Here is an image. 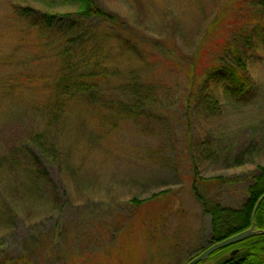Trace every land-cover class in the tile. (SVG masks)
<instances>
[{
	"label": "rangeland",
	"instance_id": "374dc122",
	"mask_svg": "<svg viewBox=\"0 0 264 264\" xmlns=\"http://www.w3.org/2000/svg\"><path fill=\"white\" fill-rule=\"evenodd\" d=\"M96 1L123 22H88L113 52L109 96L133 93L125 83L154 86L150 113L117 128L104 103H56V51L35 33L22 41L17 7L63 15L78 5L0 0V264L22 255L31 264H184L213 241L209 209H240L264 166V0ZM237 28L253 87L233 94L210 79L201 87L217 96L211 109L197 84L206 68L235 61L223 44ZM41 132L59 150L45 157L44 180L10 165Z\"/></svg>",
	"mask_w": 264,
	"mask_h": 264
},
{
	"label": "trees",
	"instance_id": "16d2710c",
	"mask_svg": "<svg viewBox=\"0 0 264 264\" xmlns=\"http://www.w3.org/2000/svg\"><path fill=\"white\" fill-rule=\"evenodd\" d=\"M71 1L78 5V10L71 14L57 15L40 12L30 7H17L16 9L21 21L26 22L23 23L24 29L21 30L22 41L26 39L31 42V38L35 33L42 46H53L56 51L55 57L61 62L60 66L56 68L57 76L54 89L58 91L56 93L58 97L54 101L56 103L62 101L67 103L68 106L81 103L90 110H98L104 103L107 108V120L115 128L122 120H137L140 119L143 113H150L149 105L153 101L152 96L154 94V86H151L150 82L146 84L145 82L125 83L127 91L133 93L127 95L115 94V96H119L118 98L109 96V93L118 90L117 86L112 87L114 83L112 80L115 76V69H112L111 65L113 52L110 48L103 47L95 42L97 27L88 22L99 20L105 26L122 28L123 22L120 16L102 7L96 0ZM241 34L237 28L234 34L230 35L223 44V49L232 54L235 61L206 68L204 74H201V80L197 84L198 88L203 84L207 85L206 82H209L210 79H217L219 86L223 87L228 93L245 95L251 90L253 79L248 73L246 64L241 59ZM244 40L246 43L250 42V37L245 35ZM125 44L130 45L123 39L121 48L125 47ZM172 44L170 41L164 40L160 46L161 51L171 55L174 51ZM195 86L193 84V87ZM138 89L140 92H138ZM200 91L201 93L206 91L205 95L202 96L203 103L214 109L217 105V96L209 91L206 86L201 87ZM110 129L113 130L114 128L110 127ZM105 131L110 130L106 128ZM93 132H97L95 126H93ZM36 136V148L26 146L27 149H24V153H20L22 156H14L10 161V165L19 164L26 172H33L38 179L44 180V178L48 179V164L45 157L50 160L55 159L58 157L59 150L51 138L45 139L43 132ZM257 187L264 188V166H259L257 174L248 185L250 198L245 203V211L249 217L256 202L255 197L257 194L254 188ZM209 212L213 214L215 224L213 242L220 241L226 237L221 231L223 207L221 206L219 209L214 205L209 209ZM254 238L250 237L245 241L252 242ZM225 250L226 248L216 251L212 257L220 256ZM21 258V264H31L29 256L22 255ZM18 259L20 260V257ZM253 259V254L250 252L244 258L240 255L221 258L217 264H253ZM14 262L18 263V261Z\"/></svg>",
	"mask_w": 264,
	"mask_h": 264
},
{
	"label": "flooded vegetation",
	"instance_id": "af4514ba",
	"mask_svg": "<svg viewBox=\"0 0 264 264\" xmlns=\"http://www.w3.org/2000/svg\"><path fill=\"white\" fill-rule=\"evenodd\" d=\"M254 191L257 196L250 217L245 211V203L250 198L247 191L246 200L241 204L240 209L231 208V206L223 207V224L221 225V231L226 236L225 238L251 228L256 232L251 236L255 237L254 240L252 242L245 241L247 238L225 247L226 250L220 256H217L218 259L235 255L244 258L247 253L252 252L253 264H264V188L257 187L254 188Z\"/></svg>",
	"mask_w": 264,
	"mask_h": 264
},
{
	"label": "water",
	"instance_id": "95a60500",
	"mask_svg": "<svg viewBox=\"0 0 264 264\" xmlns=\"http://www.w3.org/2000/svg\"><path fill=\"white\" fill-rule=\"evenodd\" d=\"M256 232L249 228L242 232L236 233L230 237H227L221 241H217L213 243L211 246L203 250L201 253H199L196 257L188 261L186 264H198L200 262H203L207 260L214 252H216L219 249H222L224 247H227L229 245L235 244L239 241H242L244 239H247L254 235Z\"/></svg>",
	"mask_w": 264,
	"mask_h": 264
}]
</instances>
